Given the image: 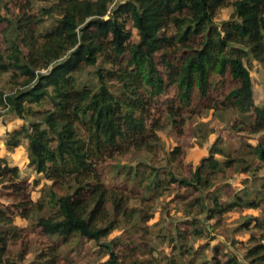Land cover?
I'll use <instances>...</instances> for the list:
<instances>
[{"label": "trees", "instance_id": "obj_1", "mask_svg": "<svg viewBox=\"0 0 264 264\" xmlns=\"http://www.w3.org/2000/svg\"><path fill=\"white\" fill-rule=\"evenodd\" d=\"M45 2L35 8L32 0H6L0 13V118L22 122L3 145L10 152L25 140L28 166L48 182L34 201L36 181L0 157V264L24 258L32 230L51 238L55 251L75 241L95 244L107 253L100 264L197 263L208 245L192 246L206 236L196 217L164 228L169 256L144 253L130 239L110 247L102 241L118 230L141 231L170 186L190 193L186 214L196 209L213 219L260 207L247 188L228 201L214 188L218 173L248 174L255 159L264 163V144L250 147V159L218 147L192 168L180 146L163 152L158 132L171 127L180 137L189 119L211 111L232 116L235 140L264 134V105L254 101L247 65L254 60L264 68V0ZM224 8L230 15L217 23ZM88 68L91 80L83 82ZM138 154L149 163L119 165ZM159 154L168 167L154 168ZM133 199L138 207L128 205ZM17 219L27 225L17 226ZM252 221L260 230V220ZM260 233L250 238L249 264H264ZM213 252V260L223 258L215 263L239 264Z\"/></svg>", "mask_w": 264, "mask_h": 264}, {"label": "rangeland", "instance_id": "obj_2", "mask_svg": "<svg viewBox=\"0 0 264 264\" xmlns=\"http://www.w3.org/2000/svg\"><path fill=\"white\" fill-rule=\"evenodd\" d=\"M3 1L6 2V0ZM32 1L35 8L46 6L47 4L45 0ZM116 1L120 2L123 0ZM3 3H0V13L2 14L4 13ZM230 12V8L222 9L215 18V21L219 23L220 21L227 20ZM52 21V19L49 20V24ZM247 65L253 84L254 101L258 105H264V68L254 60H250ZM92 72V68L86 69L81 74V80L89 82ZM231 117L230 115H226L221 118L218 115H213L211 111L203 112L200 116L193 117L187 121L180 137L176 135L171 127H167L158 132L162 143V150L163 152H167L176 146H180L185 153L183 163L190 165L192 168L199 165L203 158H209L210 150H216L218 147L229 152V155L233 158L241 155L246 159H250L251 155L246 156L251 154L249 153L252 150L250 147L253 148L260 143L264 144V134L254 137L247 135L235 140L229 134V119ZM3 120H6V123L3 121L0 123V132H2L0 133L1 143L4 142L6 134L10 132L9 130L19 128L22 123L12 115L7 116ZM6 152L4 153L5 159L17 165L22 177L30 184L36 181V184L31 186L32 199L36 201L41 195L43 196L42 190L47 186L48 182L42 174H35L32 167L28 166L26 141L21 140L17 148ZM163 157L164 155L161 154L157 156L154 168L168 167ZM212 158L219 162L224 161L220 155H212ZM149 159L148 155L138 154L121 160L119 165L125 168L129 166L134 167L141 161L148 164ZM139 170L141 169L139 168ZM173 171L176 175H181L176 168ZM162 174V171L159 172L160 178H162ZM216 177L217 183L214 191L220 192L222 200H232L233 194L239 193L243 188H247L251 192L250 198L258 200L260 207L254 210L236 209L213 219H209L206 213L197 214L196 209L191 210L190 214H186V204L190 200V193L186 189L170 186L155 201L154 215L142 226L141 231L128 232V229L118 230L113 232L107 240H103L102 243L110 247V241L112 242V240L127 242L126 240L130 239L143 249L144 253H147L151 249L154 256H169L171 244L168 240L163 239V236L166 234L164 228L169 226L171 222L176 226L185 227L187 226V220L196 217L203 228H206V236L205 238L198 239L192 246L196 249L198 246L208 245V247L203 249L204 256L197 262L198 264H218L217 262H221L223 259L221 256H218L216 260L212 259L214 254L213 247L217 248V252H226L225 254L228 257L235 258L239 264H249V259L246 258V251L252 246L250 238L251 236L257 238L262 234L260 232L264 231V163L260 164L259 160L255 159L250 166L248 174L227 171L225 175L218 173ZM144 196L148 197L149 193L144 191ZM178 196L186 197L180 199ZM128 205L130 207H138L140 202L137 199H133ZM52 211L53 209L50 207L47 211L45 210V213L49 214ZM252 218L260 220L261 223H258L260 224V230H254L257 223H254ZM248 220L250 222L245 225ZM15 224L19 227L27 225L26 221L20 219H17ZM32 231L33 233L29 235L30 245L28 253L17 264H100L107 259L105 250L95 244L86 242H71L55 251L52 247L51 238L49 239L41 235L37 230ZM16 250L17 247L12 249L14 252ZM192 258L195 259V257ZM215 261L217 262L215 263Z\"/></svg>", "mask_w": 264, "mask_h": 264}, {"label": "crops", "instance_id": "obj_3", "mask_svg": "<svg viewBox=\"0 0 264 264\" xmlns=\"http://www.w3.org/2000/svg\"><path fill=\"white\" fill-rule=\"evenodd\" d=\"M6 118V117H5ZM4 118H0V123L3 121L4 123H6V120H3ZM19 121V120H18ZM21 125V124H20ZM4 129V128H3ZM16 129V128H15ZM1 131V130H0ZM9 131H12V130H9ZM0 133H2V132H0ZM4 153H7L6 152V149H5V147H4V145H3V143H1L0 142V157L1 158H5V156H4ZM9 162V161H8ZM9 164H11V165H15V166H17L16 164H14V163H11V162H9Z\"/></svg>", "mask_w": 264, "mask_h": 264}]
</instances>
